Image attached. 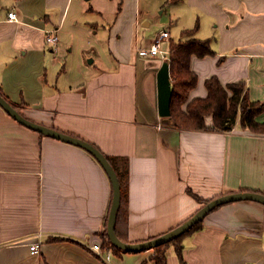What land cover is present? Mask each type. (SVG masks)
Listing matches in <instances>:
<instances>
[{"label":"crops","instance_id":"crops-1","mask_svg":"<svg viewBox=\"0 0 264 264\" xmlns=\"http://www.w3.org/2000/svg\"><path fill=\"white\" fill-rule=\"evenodd\" d=\"M178 2L191 7L190 22L170 18L162 30L170 31V40L211 39L213 51L191 58L198 82L190 98L205 97L206 80L216 75L223 85L246 81L249 97L264 102V0ZM118 5L0 0L5 96L26 117L128 158L130 242L163 234L196 213L204 203L190 191L204 200L264 193V133L242 127L239 119L230 131L167 124L158 108L162 62L137 51L162 30L142 37L151 25L148 12L142 0H124L117 22L135 13L127 37L116 35L99 18ZM173 21L179 30L198 25L197 31L175 37ZM54 28L56 51L46 42V30ZM256 118L264 122V111ZM112 193L107 171L90 151L22 124L0 105V264H156L154 248H103ZM167 254L168 264H182L173 245ZM183 256L187 264H264V203L246 199L216 207L183 239Z\"/></svg>","mask_w":264,"mask_h":264},{"label":"trees","instance_id":"trees-1","mask_svg":"<svg viewBox=\"0 0 264 264\" xmlns=\"http://www.w3.org/2000/svg\"><path fill=\"white\" fill-rule=\"evenodd\" d=\"M197 28L198 25L193 28H186L181 34L182 36H193ZM210 40H202L196 37H189L185 40L180 39L178 41L174 39L170 40V57L167 61L170 63L173 97L171 114L170 116L164 117L166 123L185 129L230 131L239 119L242 127L249 128L254 132L264 133V122H260L256 118L259 113L264 111V102L254 101L249 97L246 89V81L241 80L223 85L218 76L214 75L206 80L208 94L205 97L197 96L190 98L191 90L198 82V75L191 67V58L193 55L205 56L213 53L209 46ZM0 93L5 96L1 89ZM6 98L9 100L8 97ZM10 102L20 111L18 104L11 100ZM208 117H212V124L207 123ZM107 157L118 174L122 190L116 232L122 240L129 241L125 235L128 225V158L109 155ZM190 193L204 204L209 201L201 199L192 191ZM110 208L106 218V228L102 232V246L103 248H112L116 252H121L124 250L117 247L108 235L107 224ZM202 221L203 219L174 240L155 247L152 259L156 264H168L167 252L168 248L172 245L175 247L181 263L187 264L183 256V239L195 230L200 229L202 227Z\"/></svg>","mask_w":264,"mask_h":264},{"label":"water","instance_id":"water-1","mask_svg":"<svg viewBox=\"0 0 264 264\" xmlns=\"http://www.w3.org/2000/svg\"><path fill=\"white\" fill-rule=\"evenodd\" d=\"M92 58L89 61L92 62ZM158 82V108L159 114L162 117L170 116L171 103L173 97L172 78L170 74V63L164 61L157 73ZM0 105L16 120L22 124L39 131L42 134L49 135L67 142H71L86 148L90 151L103 165L107 171L113 186V197L111 208L108 217L107 230L111 241L119 248L128 252H137L147 249H152L158 245L170 242L180 235L184 234L197 222L201 221L206 215L214 210L216 207L237 200H256L264 203V193L258 191H236L219 195L213 199L207 201L196 213L189 217L184 222L170 229L169 231L160 234L151 239H147L140 242H130L122 240L116 232L117 216L121 205L122 190L121 183L116 170L114 169L111 161L107 155L99 149L96 145L90 141L83 139L82 137L58 130L54 127L44 125L26 117L21 111H19L2 93H0Z\"/></svg>","mask_w":264,"mask_h":264},{"label":"rangeland","instance_id":"rangeland-1","mask_svg":"<svg viewBox=\"0 0 264 264\" xmlns=\"http://www.w3.org/2000/svg\"><path fill=\"white\" fill-rule=\"evenodd\" d=\"M178 0H142V9L148 12L147 18L145 20H150L151 25L149 27L142 28V37L150 38L152 35H155L160 30L164 28V25L170 23L171 19H179V24H187L190 22L187 17L190 16L188 10H190V6L188 4H181L180 2L176 3ZM119 6L123 8L124 0H119V5L117 10H108V12L104 15V19L101 17L99 20L103 21L108 27L111 29L112 32H116V35L121 34L124 38L127 37L129 33V23L133 20L134 9H132L128 14H125L124 18H120L119 22H117V17L119 16ZM198 12V11H196ZM101 21V22H102ZM100 22V23H101ZM175 21H173L172 28H173V36L177 37L180 35L181 30L177 29L175 26ZM194 27V26H192ZM188 28V27H183ZM123 29V34L122 30ZM121 30V31H120ZM135 31V30H134ZM133 31V32H134ZM109 34V30H108Z\"/></svg>","mask_w":264,"mask_h":264},{"label":"built area","instance_id":"built-area-1","mask_svg":"<svg viewBox=\"0 0 264 264\" xmlns=\"http://www.w3.org/2000/svg\"><path fill=\"white\" fill-rule=\"evenodd\" d=\"M8 16L10 19L18 20L16 12L10 11L8 13ZM170 31L168 29L162 30L157 35L154 36L152 41L147 46H137V51L148 57H156L158 58L162 63L169 59L170 57ZM46 42L49 45V48H51L53 51H56L58 49L59 44V35H58V28L54 29H48L46 30ZM38 247L37 243H34L31 245V249L33 251H36ZM94 250L97 252H101V249L99 246H95ZM111 257V254L108 253L106 255V258L109 260Z\"/></svg>","mask_w":264,"mask_h":264}]
</instances>
